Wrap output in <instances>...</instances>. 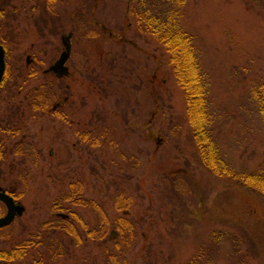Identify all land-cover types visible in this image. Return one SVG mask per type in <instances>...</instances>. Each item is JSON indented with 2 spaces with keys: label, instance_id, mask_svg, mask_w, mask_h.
Segmentation results:
<instances>
[{
  "label": "rangeland",
  "instance_id": "374dc122",
  "mask_svg": "<svg viewBox=\"0 0 264 264\" xmlns=\"http://www.w3.org/2000/svg\"><path fill=\"white\" fill-rule=\"evenodd\" d=\"M45 9L31 48L48 66L71 31L66 64L79 78L52 79L55 95L59 85L69 95L59 115L49 111L59 98L54 95L43 109L25 97L18 114L9 97L0 99V114L20 128L4 137L11 143L24 133L26 148L9 150L0 161L1 181L25 206L0 237V247L14 255L10 262L180 264L201 251L209 264H264V195L230 176L264 168V119L252 96L264 83V0H184L179 6L206 82L209 135L222 159L214 171L200 158L169 50L138 28L136 0H53ZM20 39L11 63L21 61L17 50L29 42ZM49 77L24 82L21 93ZM66 81L71 87L64 90ZM85 112L98 127L76 142L87 149L82 158L78 146L71 149L69 117L80 120ZM80 184L81 192L71 191ZM65 207L80 218L72 223L75 233L56 221L55 212ZM47 220L52 227L44 226ZM105 221V238L87 235ZM36 234L41 241L19 256L17 243Z\"/></svg>",
  "mask_w": 264,
  "mask_h": 264
},
{
  "label": "flooded vegetation",
  "instance_id": "af4514ba",
  "mask_svg": "<svg viewBox=\"0 0 264 264\" xmlns=\"http://www.w3.org/2000/svg\"><path fill=\"white\" fill-rule=\"evenodd\" d=\"M52 2L53 0H0V53L2 54L3 57V68L0 74V99L9 97L7 101H11V106L8 107L14 108V111L17 110V114L18 111H20V108H24L23 100L25 97L27 98L29 97V95H32V99L30 100L29 103H32L34 107H37V109H43L45 107V102L49 99L48 97L54 95L56 96V98L58 97L59 98L52 102L49 111L54 115L56 114L59 115L60 113L59 108H61L68 101L69 95L67 94L62 95V93L60 92L62 91L60 85H59V93L55 95L57 92V86L55 90H52L51 87L56 85L55 81L57 79L63 80L65 78L66 80L68 79L74 81L75 79L79 78L78 76L75 75L73 76L69 64H66V61L69 59L71 55V44H70V51L68 53V57L64 62V64L67 66V72L61 75H58L57 72L50 67L59 56L54 58L53 61L48 64V66H43L42 60L39 58V56L38 57L35 56L34 51L31 48L34 46L35 37L40 32L39 30L41 25L42 14L45 15L46 13H48L47 9H45L46 5L47 4L51 5ZM19 19H22V21L16 23L19 21ZM69 32L71 33V31ZM26 36L29 41L27 46L26 47L24 46V48L22 46L21 49L17 50L18 52H20L17 54H18V59H20L21 61L11 63L8 57H9V53L12 50V47H15L17 49L19 48V46H21V42L20 43L18 42L17 44L15 42L17 40V37H21L22 39L23 37L26 38ZM51 52L52 50H50V53ZM41 73H43V75L52 76V77L51 78L49 77L50 80H45L44 82L37 83L36 86L34 87V92L26 91L24 93L23 92L21 93L20 89L23 88L24 82L29 81L30 79L36 76L41 77ZM53 78L56 80H52ZM51 80L54 81V83H51ZM71 81L65 82V84L63 85L64 90L68 89V87H71ZM12 83L15 84L16 89L14 87L12 88L13 86ZM18 94H21L20 98L17 96ZM20 113L21 112H19V116ZM85 113L86 116L83 115L80 120L79 119L75 120L73 117H69L70 126H74L72 133H70L71 139H69L71 143V149H73V146H75L76 148L78 146L80 151H82L81 154L82 158H84L83 152L85 153V157H86L87 149L84 150V148L80 147L76 142L78 140L80 141L81 139L84 140L86 137H88L89 136L88 130L90 128L92 129L94 125L96 126L98 125V123L96 122L93 121L91 122L90 114L88 112ZM19 130H20L19 125H15V122L12 123L4 115L0 114V161L6 158V154L8 153L9 150H12L13 152L19 154V153H23V150L26 149L22 146L23 144H25L24 133H21L20 137L13 138L11 143L8 142V140L4 137V135H9V136L17 135ZM65 143H67V141H65ZM89 143L90 142H88V144ZM59 144L60 143H57L56 146ZM92 145L93 143L91 144V146ZM60 149H61L60 146L57 147V151H59ZM53 150L49 151V153H51ZM1 179H0V192H3L7 194V196H10L13 203L21 207L20 212L15 210L12 219L8 223L0 225V237L6 238L8 234L5 233L6 228L13 222V220L16 217H18L24 212L25 206L24 204H22L20 201L17 200V195L14 192L13 187L11 185H5L3 181H1ZM71 184H72L71 186L73 187L74 183ZM72 187H71V191L72 190L80 191L82 185L80 184L79 188L75 187L72 189ZM85 200L86 201L83 203V206L88 204L87 199ZM81 202L82 201H77L75 203L73 202L72 204L77 205V204H81ZM72 204L69 207H72ZM90 204L94 206V209L98 210L99 212L100 211L103 212V209L102 207H100L99 202L93 201ZM69 207L61 208V210L55 212L54 215L66 219L68 225L72 226V223L75 221L74 219L80 220V218L78 217V215H76V213H74L75 211H72V208ZM7 211H8L7 204L5 203L4 200L0 199V217L4 216L7 213ZM81 223L84 225L83 221H81ZM52 226L53 225L51 224L49 227ZM60 227L64 228V223H61ZM99 228L100 226L97 229ZM29 238H31L32 240H28V241H33V244L41 241L40 236L36 234L33 237L24 238L22 240V243L23 241H27L26 239ZM0 249L4 250L3 247H0ZM25 251H26L25 247H23L22 250H19V256L23 255ZM2 254H3L2 251H0V264H12L10 262L12 258H7V259L3 258Z\"/></svg>",
  "mask_w": 264,
  "mask_h": 264
},
{
  "label": "trees",
  "instance_id": "16d2710c",
  "mask_svg": "<svg viewBox=\"0 0 264 264\" xmlns=\"http://www.w3.org/2000/svg\"><path fill=\"white\" fill-rule=\"evenodd\" d=\"M137 11H134L138 28L141 30H149L162 40L173 59L174 69L177 77L179 78L182 86L185 88L186 111L193 127V132L199 148H201L200 158L204 163L214 171L216 163L221 162L214 142L209 135L208 129V104H207V89L206 82L203 79V73L199 70V63L195 54L194 46L192 43L191 35L183 28L179 22V6L184 3V0H136ZM133 8V7H132ZM252 96L255 98L260 115L264 119V83L257 85L253 91ZM221 167L220 169H224ZM230 176L251 189H255L264 195V168L258 169L251 173H237L233 170L230 171ZM80 201V200H78ZM93 202V201H92ZM53 220V219H52ZM56 221H62L64 228L70 233H75L74 225L69 226L64 218H57ZM46 226L52 224L51 220H47ZM108 223L100 225L99 229H90L87 234L90 236L97 235L99 237H106V229ZM218 235L214 239L218 240ZM23 243H17L14 247L17 252L31 245L33 241L31 238L26 239ZM234 252L236 246H234ZM3 258L14 257L12 252L1 250ZM12 251H14L12 249ZM210 256L204 257L201 251L195 252L185 262L180 264H209L211 263ZM237 259L239 257L237 256Z\"/></svg>",
  "mask_w": 264,
  "mask_h": 264
},
{
  "label": "water",
  "instance_id": "95a60500",
  "mask_svg": "<svg viewBox=\"0 0 264 264\" xmlns=\"http://www.w3.org/2000/svg\"><path fill=\"white\" fill-rule=\"evenodd\" d=\"M70 35L71 33L68 32L67 34L62 36V43L64 45L62 51L60 52L59 57L55 60V62L50 66L52 69H54L58 75L64 74L67 72V66L64 64L65 60L68 57V53L70 51ZM3 68V57L2 54L0 53V74ZM0 199L4 200L5 203L8 206V211L4 216L0 217V225L8 223L11 219L12 216L17 210L18 212L21 211V207L14 204L11 197L7 196V194L0 192Z\"/></svg>",
  "mask_w": 264,
  "mask_h": 264
}]
</instances>
